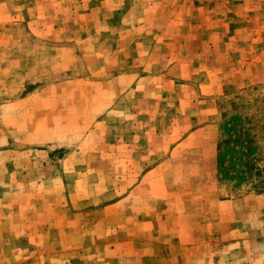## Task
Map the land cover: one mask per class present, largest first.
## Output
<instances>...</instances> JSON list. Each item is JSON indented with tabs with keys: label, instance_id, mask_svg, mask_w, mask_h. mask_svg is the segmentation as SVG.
<instances>
[{
	"label": "rangeland",
	"instance_id": "1",
	"mask_svg": "<svg viewBox=\"0 0 264 264\" xmlns=\"http://www.w3.org/2000/svg\"><path fill=\"white\" fill-rule=\"evenodd\" d=\"M118 1L124 12L111 18L116 23H109V17L80 15L93 8V0H0V154L2 160L7 159L6 167H0L9 170L0 184L12 182L15 155L41 154L37 156V160L41 158L39 164L46 166L53 159L59 167V160L67 156L71 168L85 171V175H73L69 184L76 189L80 183L87 204L97 199L103 201L99 205L106 204L104 199L117 191L105 189L118 183L122 185L118 193L125 195L126 184L141 178L125 177L127 165L132 167L125 154L132 147L124 143L136 142L146 132L143 135L148 145L134 143L133 150L142 152L147 146L150 154L141 162L133 161V167L141 163L139 168L147 170L163 160L171 162V166H164L167 197L180 195L200 205L208 203L211 208L194 210L236 219L231 223L239 222L241 230L251 234L236 259L242 264H264V239L252 238L264 237V44L259 48L247 45L244 54L241 47L227 48L221 42L203 47L205 38H201L200 47L189 23L184 22L180 32H159L157 6L148 13L147 0ZM241 35L240 31L230 33L232 41ZM158 36L164 41L157 43ZM179 39L192 40L187 51L197 61L191 63L195 76L181 80L189 85H180L174 92L165 86V92L158 96L155 91L147 93L144 99L151 109L145 114L148 125L142 131L136 123L141 118H131L133 113L123 108L141 102V94L128 96L129 91L143 74L171 66L169 72H183L181 65L173 70V64L153 65L149 72L144 71L150 66L142 63V57L153 55L150 59L160 62L156 45H165L169 53L174 48L169 44ZM151 45L154 48L149 50ZM129 50L136 59H130V65L120 60ZM179 52V48L173 49V54ZM205 68L223 69L229 79L219 80L221 72L213 75L218 78V89L207 97L213 99L212 113L193 116L191 104L184 110L177 94L191 93L190 89L209 79L205 78ZM115 107L118 111H109ZM192 132L195 136L188 146L175 143ZM110 138L120 141L117 148L107 143ZM116 170L121 174H110ZM163 179L151 176L147 182L154 188L164 184ZM235 201L239 206L231 204ZM220 202L226 206L219 207ZM229 242L223 241L226 246Z\"/></svg>",
	"mask_w": 264,
	"mask_h": 264
},
{
	"label": "crops",
	"instance_id": "2",
	"mask_svg": "<svg viewBox=\"0 0 264 264\" xmlns=\"http://www.w3.org/2000/svg\"><path fill=\"white\" fill-rule=\"evenodd\" d=\"M147 2L148 13L153 12L155 6L159 8L157 10L159 32H180L185 22L189 23L190 29L195 32L200 47L201 38H205L203 47H215V42H221V45L227 48L230 45L241 47L239 49H243L242 54L245 53L247 45L263 47L264 0H147ZM118 3V0H93V8L81 10L84 14L80 15L82 17L100 15L102 18L109 17V23H116V20L111 18L124 12ZM234 31H240L242 35L232 41L230 33ZM206 33L210 36L205 37ZM214 36L217 39H212ZM158 37L157 43L165 39ZM171 38L172 36L166 39ZM191 45V39L171 42L169 47L174 46L173 49L179 48L180 51L173 54V49L166 53L164 50L166 46L159 43L156 46L160 48V62H157L159 59L151 60L153 55L142 57V63L150 66V69L145 68L144 71L149 72L153 65L173 64V70H177L181 65L183 72L175 75L169 72L171 66L165 71L160 69L154 74H143L135 83L136 87L129 91L128 96L141 94L139 96L141 102L135 105L126 104L123 108L126 112L133 113L131 118L134 116L141 118L136 120L137 128L143 131L146 129L145 125H148L145 114L149 113L151 107L145 103L147 93L155 91L158 96L159 93L165 92L163 91L165 86L170 92H174L180 85H189L186 82L182 84L181 80L187 81L195 76L191 63L197 61L191 59V53L187 51ZM133 48L134 46L130 45L129 49ZM153 48L151 45L149 50ZM130 50L120 60H125L126 63L130 59L135 61ZM151 53L153 54V52L149 54ZM226 55L229 57V51ZM261 55L257 53L258 57ZM205 72V78L209 79H205L197 89H190L191 93L177 94L182 98L180 102L185 106L184 110H188L191 104L193 116L212 113L213 99L207 97L215 94L214 89L217 88L218 78H213V75L221 72L219 80L229 79V74H224L223 69L208 71L205 68ZM221 86L223 87V84ZM221 86L218 84V87ZM121 107L122 105L119 106L120 109ZM109 111L118 110L115 107ZM134 123L135 121L132 125ZM198 132L200 131H195ZM145 133L138 136L136 142L128 140L124 143L126 147L129 145L132 147L125 154L127 160H131L132 163V167L127 165L125 177L141 178L132 184H126L125 195L118 193V190L122 189V185L118 186V183L110 189H105L104 191H117V194L104 199L106 204L103 205H99L101 200L98 199L95 203L87 204L85 197L81 196L84 189L80 183L78 182L76 189L69 184L68 181H71L73 175L83 173L85 175L83 169L70 167L69 157L59 160L62 163L59 167L53 159L47 162L46 166L43 163L39 164L41 158L37 160V156L41 154L31 155L25 152L24 155H15L13 161L15 176L14 178L12 176V182L0 184V264H242L236 259L237 254L240 253L239 249L244 240L251 238V234L244 233L239 222L231 223L236 219L231 220L226 215L218 216V212L214 216V211L208 213L205 211L204 214H209L205 216L203 212L194 210L209 207L208 203L200 205L197 201L185 199L180 195L168 198L164 166L166 168L171 166V162L163 160L147 170L139 168L141 163H138V167H133L135 165L133 161L141 162L150 154L147 152L149 151L147 146H143L142 152L133 150L134 143L148 145L147 136L143 135ZM194 136L193 133L175 143L177 142L179 146H188ZM107 143L112 148H117L116 145L120 141L117 143L110 138ZM212 145L214 142L210 144V149H213ZM141 153L144 157L139 156ZM113 155H116V152ZM1 156L2 154L0 166L6 167L7 159L2 160ZM8 171L7 168L0 167L2 180L6 179ZM120 172L116 170L110 174L120 175ZM33 175L36 176L33 178ZM151 176H161L164 178V184H156L154 187L156 189L151 188L147 182ZM97 186L96 184L94 187ZM231 204L239 206L240 202L235 201ZM89 206H93L91 210H85ZM218 206H226V203L220 202ZM242 222H245L244 219ZM252 238L256 241L264 239ZM223 241L230 242L226 246ZM254 244L257 245L256 242Z\"/></svg>",
	"mask_w": 264,
	"mask_h": 264
}]
</instances>
